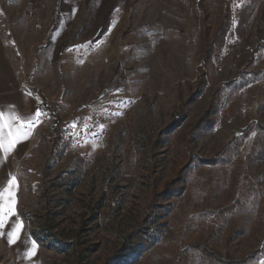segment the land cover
<instances>
[{
  "label": "rangeland",
  "instance_id": "obj_1",
  "mask_svg": "<svg viewBox=\"0 0 264 264\" xmlns=\"http://www.w3.org/2000/svg\"><path fill=\"white\" fill-rule=\"evenodd\" d=\"M231 1L236 20L251 0ZM192 8L193 0H0L18 82L0 120L14 148L0 204L15 201L0 225V264H181L189 244L236 257L263 246L264 136L251 134L224 163L206 160L250 122L264 124V78L225 96L212 126L191 128L243 68L264 69V1L242 36L228 35L213 69ZM175 112L184 118L171 127ZM178 171L184 193L152 205L154 178ZM238 197L250 225L228 243L216 210ZM139 226L149 245L114 259Z\"/></svg>",
  "mask_w": 264,
  "mask_h": 264
},
{
  "label": "trees",
  "instance_id": "obj_2",
  "mask_svg": "<svg viewBox=\"0 0 264 264\" xmlns=\"http://www.w3.org/2000/svg\"><path fill=\"white\" fill-rule=\"evenodd\" d=\"M264 0H251L248 4L243 6L235 20L232 12V1L231 0H193V12L195 18L200 25V44L201 53L203 60H205V66L213 69L215 63L213 60L214 54L219 52L225 47L228 39V35L234 31L239 36L243 35L245 25L250 24L254 21L257 7ZM111 21L110 12L105 15L103 20V27L100 31L101 35L108 32L109 24ZM235 21V24H234ZM264 47V42L259 45V48ZM253 61V60H252ZM251 61V63H252ZM204 66V67H205ZM200 83L202 85L207 84V70L200 68ZM264 78V69L243 68L238 76L225 83L220 87L213 100L210 102L209 107L205 114L193 125L191 131L197 129H206L211 124V121L215 115L221 113L223 109V98L226 96L229 99L233 93L239 89L246 87L249 83ZM37 90V89H35ZM39 91V90H37ZM43 97V96H42ZM44 98V97H43ZM41 108L45 107L49 110V107L41 103ZM173 120L171 121V127H175L184 118V115L180 113H173ZM217 117V116H216ZM61 124L54 125L56 133H60ZM212 126V125H211ZM257 133L264 136V124L258 121L250 122L245 128L241 129L238 134L232 137V139L226 142L219 153H217L212 159H208L207 163L211 165H217L224 163L229 159L231 150L238 148L251 134ZM229 155V156H228ZM204 161V160H203ZM185 175L182 176L181 171L166 180L161 182L159 179L154 178V184L151 191V199L153 204H157V201H171L173 198H179L185 191ZM217 214L221 216L225 215L226 224L223 227L226 230L227 242L229 243L235 236L246 233L250 225V207L245 203L242 197L219 210H216ZM140 226L137 228L135 233L131 236V243L128 246H124L120 251L116 250L113 253L115 258L125 251H133L135 253L140 252L142 246L149 245V240L143 236L142 229ZM54 238L51 240L52 245L62 249L63 246L55 245V239L64 240L61 237H57V234L49 232ZM76 247L83 251L81 244L78 241L74 242ZM69 245V244H66ZM137 245V247H136ZM132 252V253H133ZM264 255V244L262 247L257 248L246 255L241 257L234 256L229 250L225 254L213 249L208 248L201 244H189V248L185 250V255L181 256V264H200L204 260L208 261V264H249L251 261L256 260ZM183 257V258H182ZM113 258V257H112Z\"/></svg>",
  "mask_w": 264,
  "mask_h": 264
},
{
  "label": "crops",
  "instance_id": "obj_3",
  "mask_svg": "<svg viewBox=\"0 0 264 264\" xmlns=\"http://www.w3.org/2000/svg\"><path fill=\"white\" fill-rule=\"evenodd\" d=\"M17 84L18 82L15 75V68L10 58L7 44L5 43L0 33V120L3 119L2 111H4L5 109H10L9 106H6V103H8V101H12L10 99V95H12L13 88ZM11 139V143L13 144V141L15 139ZM6 140L7 136H0V173L2 174L3 172L7 173V154H9L11 151H14L13 145H7L6 143L8 142Z\"/></svg>",
  "mask_w": 264,
  "mask_h": 264
},
{
  "label": "snow or ice",
  "instance_id": "obj_4",
  "mask_svg": "<svg viewBox=\"0 0 264 264\" xmlns=\"http://www.w3.org/2000/svg\"><path fill=\"white\" fill-rule=\"evenodd\" d=\"M37 116H39V112H37ZM9 135H11V132H9ZM11 183H15V178L11 181ZM0 200H2V195H0ZM9 200L11 203L5 208L2 204H0V225H3L5 218L10 213H14V203L15 201L12 200L11 195H9Z\"/></svg>",
  "mask_w": 264,
  "mask_h": 264
}]
</instances>
